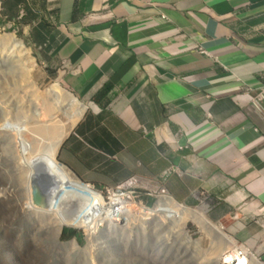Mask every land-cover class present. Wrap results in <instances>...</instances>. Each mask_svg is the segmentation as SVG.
Segmentation results:
<instances>
[{
    "label": "crops",
    "instance_id": "1",
    "mask_svg": "<svg viewBox=\"0 0 264 264\" xmlns=\"http://www.w3.org/2000/svg\"><path fill=\"white\" fill-rule=\"evenodd\" d=\"M0 19L32 43L46 24V67L83 105L57 152L73 176L264 207V0H0Z\"/></svg>",
    "mask_w": 264,
    "mask_h": 264
},
{
    "label": "rangeland",
    "instance_id": "2",
    "mask_svg": "<svg viewBox=\"0 0 264 264\" xmlns=\"http://www.w3.org/2000/svg\"><path fill=\"white\" fill-rule=\"evenodd\" d=\"M0 21V35L4 33L14 34V36L20 39L23 45L30 50L29 67L28 70L22 72V74L12 70L10 64H7L9 60L7 57H4V61H1L2 65L0 72L1 74L3 73L4 76L0 75V83H3L2 86H0V93L7 92V95H14V100L5 103V105L9 107V111L5 116L13 117L14 120L21 123V113L13 115L15 110L17 112L20 110L31 116L26 123L27 125H38L42 119L45 118L42 117V113L35 114V111L37 108L42 111L43 105H46V107L53 105V103L50 102V98L55 93L54 83H58L62 93L68 91L72 95L74 94L58 80L52 72L50 73L51 70L46 67L43 45L34 41V43H32L27 39V34L21 29L14 27L11 22L1 19ZM3 52H8V49L4 48ZM8 77H13L15 81L14 91L11 92L9 91L10 88L4 87L5 83L3 81L9 82L11 80ZM1 97L6 98L7 96L2 93ZM58 100V104L61 105L63 111L58 123L60 128L63 129L67 125V120L70 118L73 108L66 107V99L62 95H58ZM77 100L81 103L79 99ZM2 106H4V104ZM1 108L2 107H0V121L5 117L1 115ZM56 117H58V114ZM69 127H66V132ZM26 138H29L27 133ZM46 138L45 140L48 141L50 135L48 134ZM41 149H43V147ZM57 152L55 156L56 159ZM3 155L12 159L7 154L3 153ZM16 155L19 156L18 153ZM39 157H41V155ZM0 159L1 161L4 160L3 157H0ZM35 173L38 174L41 181L47 183L49 186V177H46L47 174L43 168H40V170H37ZM8 177L10 179V175ZM7 181V176L4 171L0 170V185L7 183ZM125 181L108 187L113 188L115 192L117 191L116 189H119L121 192L127 194L131 193L136 200L141 201L149 207L154 204L160 192L169 195L166 190L162 191L160 189L158 183L152 181L137 179L130 184ZM11 184L14 185L13 182H11ZM92 186L105 193L108 188L96 185ZM10 195L12 197L11 200L1 199L0 196V264H9L7 255L14 258L12 260L14 264H75L72 255L69 258L66 253L67 251L55 249L52 242L55 231L45 234L43 229L41 230L38 228L35 223L30 226L18 211L16 212L12 204L13 196L16 195ZM81 197L82 199L86 198L85 196ZM124 197L128 198L126 195H124ZM178 203L189 208H202L207 218L217 224L221 228L223 234L235 241L234 245H225L221 241H215L190 217L185 221V235H177L174 226L167 222L164 217V212L162 211L158 216L154 217L150 215V217L144 221V225L139 223L138 226L137 224L123 225L130 239L118 236L117 233L113 234L112 237L107 231L103 232V239L108 245V249L110 252L114 251L116 258L114 264H221L220 261L223 255H226V253L238 243H243L249 248L253 246L262 248L260 245L264 240L262 227L264 217H262V219H259V217L263 209H260L255 216H246L241 212V208L237 203H230L222 199L221 196L207 193L200 195L199 199L193 205H185L181 202ZM62 205H64V203ZM238 223L241 224L240 227L236 226ZM160 228H163L160 231L162 234L157 235ZM63 229H66V231L73 229L75 230V234L71 236L64 235L65 237L63 238ZM65 234H67V232H65ZM58 235H60L59 238L61 240L75 238L80 247L86 244V237L81 228L64 225L61 228V234L59 232ZM115 236L118 237L116 238ZM189 238L192 241H189ZM94 247L93 245H88L83 252L85 256H93L89 264H104L100 262H103L102 253L105 252V249L99 244ZM192 249L195 251H192ZM250 250L252 251L251 248ZM69 251L78 252V250L73 248L69 249ZM66 258H68V260ZM195 259H198V261H195ZM260 261L262 262L263 260Z\"/></svg>",
    "mask_w": 264,
    "mask_h": 264
},
{
    "label": "bare ground",
    "instance_id": "3",
    "mask_svg": "<svg viewBox=\"0 0 264 264\" xmlns=\"http://www.w3.org/2000/svg\"><path fill=\"white\" fill-rule=\"evenodd\" d=\"M4 48L10 52H3ZM4 57L9 59L7 64H10L13 71L22 74L28 70L30 50L12 33L0 35V68ZM0 75L4 76L1 72ZM8 78L11 80L9 82L3 81L4 87L10 88L9 91L11 92L14 91L15 81L13 77ZM2 84L0 83V86ZM53 85L55 86V93L50 98L53 105L48 107L43 105L42 111L39 108L35 111V114L42 113V117L45 118L38 125H27L26 123L31 116L20 110H18L19 112L15 110L13 115L21 113V123L14 120L13 117L5 116L9 111V107L5 103L14 100V95H7V92H2L7 96L2 98V93H0L1 115L2 117L5 116L0 121V157L4 159L3 161L0 159V170L4 171L8 180L7 183L0 185V196L1 199L11 200L10 194L16 195L13 196L12 204L16 212L18 211L30 226L35 223L38 228L43 229L45 234L55 231L52 240L55 249L67 251L69 258L72 255L75 264H89L93 256H85L84 249L88 245L94 247L99 244L105 249V252L102 253L103 262L100 263L114 264L116 261L114 251L110 252L108 249V245L103 239V232L107 231L112 237L113 234L117 233L118 236L130 239L123 225L137 224L138 226V223L144 225V221L150 215L155 217L160 215L162 211L167 222L174 226L177 235H185V221L190 217L215 241H221L225 245H234L235 241L223 234L221 228L207 218L202 208H189L178 203L170 194L169 196L161 192L157 195L158 198L154 204L149 207L136 200L131 193L127 194L119 189H116L115 192L113 188L109 187L106 193L95 189L91 184L81 182L64 166L60 165L55 157L57 149L66 132V127H71L75 123L82 112L83 105L68 91L62 93L58 83ZM58 95L65 97L66 107L73 108L67 125L63 129L58 123L63 113L61 105L58 104ZM3 104L4 106H2ZM57 114L58 117H56ZM26 133L29 138H26ZM48 134L50 139L46 141ZM42 147L43 149H41ZM3 153L9 155L13 160ZM17 153L19 156L16 155ZM40 155L41 157H39ZM40 168L46 171V177H49V186L44 202L35 205L31 201L29 182L31 176L35 175V172ZM124 195L128 198H125ZM81 196L86 198L82 199ZM63 203L64 205H62ZM64 225L81 228L86 237V244L80 247L75 238L61 240L58 234L59 232L61 234V228ZM162 229L160 228L157 235L162 234L160 232ZM167 231L169 233L168 229ZM189 241L192 240L189 238ZM72 248L78 252H70L69 249ZM192 251L195 250L192 249ZM13 259L12 256L7 255L9 264H14ZM66 259L68 260V258ZM253 264L264 263L254 259Z\"/></svg>",
    "mask_w": 264,
    "mask_h": 264
},
{
    "label": "built area",
    "instance_id": "4",
    "mask_svg": "<svg viewBox=\"0 0 264 264\" xmlns=\"http://www.w3.org/2000/svg\"><path fill=\"white\" fill-rule=\"evenodd\" d=\"M52 18V15H50ZM252 103L260 109V106L262 103H264V85L261 87L260 91H258L253 97H252ZM172 167L167 168L163 172V177H166L167 174L172 171ZM136 177H130L125 182L130 184L132 181H136ZM128 181V182H127ZM264 217V210L262 213ZM263 227V233H264V222L262 224ZM264 244V240L262 242ZM223 256L221 259V264H252V261L254 259V254L250 250L249 247L245 246L243 243H239L236 245L233 249H231L226 255Z\"/></svg>",
    "mask_w": 264,
    "mask_h": 264
},
{
    "label": "water",
    "instance_id": "5",
    "mask_svg": "<svg viewBox=\"0 0 264 264\" xmlns=\"http://www.w3.org/2000/svg\"><path fill=\"white\" fill-rule=\"evenodd\" d=\"M57 162L62 165V163L56 159ZM63 166V165H62ZM78 178V177H76ZM81 182H83L80 178H78ZM30 193H31V201L35 205H39L42 202H44V199L46 198L47 191H48V185L47 183L41 181L38 174L32 175L30 178Z\"/></svg>",
    "mask_w": 264,
    "mask_h": 264
},
{
    "label": "trees",
    "instance_id": "6",
    "mask_svg": "<svg viewBox=\"0 0 264 264\" xmlns=\"http://www.w3.org/2000/svg\"><path fill=\"white\" fill-rule=\"evenodd\" d=\"M0 24H1V21H0ZM45 32H46V24L42 20V21L38 22L37 25L32 28L31 35L36 42H41L42 41V34ZM106 89H107V86H104L103 90L105 91ZM65 232H67V234H65ZM73 234H75V230H73V229H69L67 231H66V229H63V231H62V237L63 238L65 237L64 235L71 236Z\"/></svg>",
    "mask_w": 264,
    "mask_h": 264
},
{
    "label": "clouds",
    "instance_id": "7",
    "mask_svg": "<svg viewBox=\"0 0 264 264\" xmlns=\"http://www.w3.org/2000/svg\"><path fill=\"white\" fill-rule=\"evenodd\" d=\"M261 89V88H260ZM75 97V96H74ZM76 98V97H75ZM58 159V158H57ZM137 178V177H136ZM129 179V178H128ZM138 179V178H137ZM127 180V179H126ZM141 180V179H140ZM84 182V181H83ZM90 184V183H89ZM92 185V184H91ZM159 185V184H158ZM159 187H160V189L162 190V191H164L165 189L163 188V187H161L160 185H159ZM261 209H263L264 210V207H262ZM263 210L261 211V215H260V217H259V219H262V217H263V215H262V213H263ZM236 226L237 227H240L241 226V224L240 223H238V224H236ZM239 244V243H238ZM237 244V245H238ZM264 244L262 243L260 246H262V249L264 250V246H263ZM253 246V245H252ZM251 249H252V253L254 254V259H256V260H259L260 258H258V256H257V250L259 249V248H261V247H259V246H253V247H250ZM233 249V248H232ZM224 256V255H223ZM222 259V258H221ZM253 259V260H254ZM261 260V259H260ZM259 260V261H260ZM262 262H264V261H262ZM220 263H221V261H220ZM252 264H253V261H252Z\"/></svg>",
    "mask_w": 264,
    "mask_h": 264
}]
</instances>
